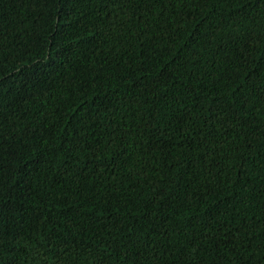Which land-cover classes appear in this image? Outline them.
<instances>
[{
  "label": "trees",
  "instance_id": "obj_1",
  "mask_svg": "<svg viewBox=\"0 0 264 264\" xmlns=\"http://www.w3.org/2000/svg\"><path fill=\"white\" fill-rule=\"evenodd\" d=\"M0 264H264V0H0Z\"/></svg>",
  "mask_w": 264,
  "mask_h": 264
}]
</instances>
